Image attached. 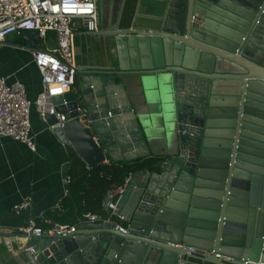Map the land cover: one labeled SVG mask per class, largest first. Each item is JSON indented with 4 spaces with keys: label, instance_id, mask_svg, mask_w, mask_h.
<instances>
[{
    "label": "water",
    "instance_id": "95a60500",
    "mask_svg": "<svg viewBox=\"0 0 264 264\" xmlns=\"http://www.w3.org/2000/svg\"><path fill=\"white\" fill-rule=\"evenodd\" d=\"M163 1L150 24L121 29L116 17L107 31L97 0L91 34L111 40L115 60L78 69L76 88L53 98L60 112L85 107L89 127L72 112L52 131L87 166L151 156L157 170L140 184L132 174L116 205L123 225L30 236V264H264V0ZM144 113L164 139L150 140Z\"/></svg>",
    "mask_w": 264,
    "mask_h": 264
},
{
    "label": "crops",
    "instance_id": "0c3cea01",
    "mask_svg": "<svg viewBox=\"0 0 264 264\" xmlns=\"http://www.w3.org/2000/svg\"><path fill=\"white\" fill-rule=\"evenodd\" d=\"M102 5V30L109 31V28L116 24V17L120 19L121 29L131 26L135 18L137 19L134 22L138 25L150 24L152 19L160 14L164 1L102 0ZM54 40L53 34L48 33L44 40L31 41L28 33L24 32L7 36L0 43V76L8 77L10 84H23L31 102L41 90V75L33 63L31 49L38 43L36 47L52 50L55 48ZM72 44L78 69L91 76L95 75L92 72L110 66L111 61L115 60L114 47L107 37L77 28L74 30ZM62 101L64 100L61 99ZM54 102L57 103L58 100ZM30 124L34 150L21 142L0 138V226L4 229L0 234V264H30L24 250L28 240L14 235V232L25 227L30 220L35 221L37 226L46 224L44 221L48 219L52 222L51 215L64 211L60 208L66 194L63 169L66 167L67 173L70 157L73 154L77 156L69 143L60 140L47 128V124L38 117L34 107L30 111ZM80 161L84 163L81 159ZM110 161V158L105 157V164ZM146 172L148 171L140 172L141 175L136 177L138 184L143 182L142 175ZM22 202H27L28 205L19 213H15V206ZM118 220L119 224L123 225L121 220ZM87 224L88 222L83 223L78 228H84Z\"/></svg>",
    "mask_w": 264,
    "mask_h": 264
},
{
    "label": "built area",
    "instance_id": "2783aa9c",
    "mask_svg": "<svg viewBox=\"0 0 264 264\" xmlns=\"http://www.w3.org/2000/svg\"><path fill=\"white\" fill-rule=\"evenodd\" d=\"M83 29L87 33L98 30L97 0H0V43L7 36L36 31L38 38L44 40L48 33H53L55 48L46 50L32 48V60L41 75V90L31 102L26 90L20 82L8 83V77L0 76V138H9L26 144L34 150L35 144L31 135L30 111L34 107L38 117L47 124L49 130L61 129L71 119L70 114L76 112L79 122L89 127L90 119L83 105L78 104L74 110L60 112L54 97H61L69 92L75 84L78 67L75 63L73 35L75 29ZM63 107L67 102L62 101ZM53 116L54 124L47 123V117ZM132 175L124 178L121 185L106 191L102 209L107 218L102 219L95 214H84L83 223L107 222L118 217L116 205L119 198L130 185ZM69 176L63 178L64 186L69 183ZM28 205L22 202L15 206L14 212L19 213ZM50 228L43 229L30 220L28 224L14 232V235L29 238L43 236L67 237L74 234L79 224H56L49 219L44 221ZM123 233L125 230L120 228ZM4 232L0 226V234ZM190 250L213 254L234 261V258L216 254L213 251ZM242 261V260H241ZM244 264H260L244 261Z\"/></svg>",
    "mask_w": 264,
    "mask_h": 264
},
{
    "label": "trees",
    "instance_id": "16d2710c",
    "mask_svg": "<svg viewBox=\"0 0 264 264\" xmlns=\"http://www.w3.org/2000/svg\"><path fill=\"white\" fill-rule=\"evenodd\" d=\"M156 166V159L146 157L129 162L110 161L108 164L101 163L89 167L73 154L70 157L69 169L65 174L69 176L70 181L65 187L66 194L60 204V208L64 211L61 214L51 215L52 223L79 224L84 222L83 215L87 213L104 219L102 202L106 191L121 185L128 175L144 171L153 172L157 170ZM39 227L48 229L50 224H43Z\"/></svg>",
    "mask_w": 264,
    "mask_h": 264
},
{
    "label": "rangeland",
    "instance_id": "374dc122",
    "mask_svg": "<svg viewBox=\"0 0 264 264\" xmlns=\"http://www.w3.org/2000/svg\"><path fill=\"white\" fill-rule=\"evenodd\" d=\"M50 34H53V33H50ZM54 36V35H53ZM51 42L53 41V39L50 40ZM55 41V40H54ZM80 75L77 74V78L79 77ZM74 88H76V85L74 86ZM142 91V90H141ZM138 106V107H137ZM136 107L141 110L142 108V104L139 103V105H136ZM154 112H157L156 114H158L159 112L157 110H154ZM145 115H139L140 116V120L142 121V124H149V122H153L155 123V117L152 115V114H149V113H144ZM161 118V117H160ZM149 126L148 129H146L148 135L150 136V140H153L155 139V137H160V138H163L164 139V136L165 134H162L160 136L161 133H163L164 131H159L160 128H162V126H154V127H150V124L147 125ZM146 128V127H145ZM164 133H167V132H164Z\"/></svg>",
    "mask_w": 264,
    "mask_h": 264
}]
</instances>
